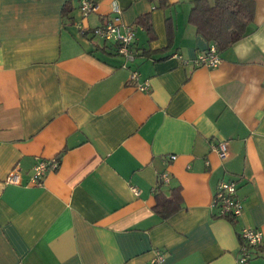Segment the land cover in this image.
Here are the masks:
<instances>
[{
	"label": "crops",
	"instance_id": "1",
	"mask_svg": "<svg viewBox=\"0 0 264 264\" xmlns=\"http://www.w3.org/2000/svg\"><path fill=\"white\" fill-rule=\"evenodd\" d=\"M93 1L83 18L81 0H0V264H150L155 249L164 264H239L244 227L264 235V0L219 67L195 62L213 45L190 21L195 0ZM114 3L132 61L78 27L105 25ZM229 179L236 220L214 206ZM174 190L164 218L156 195Z\"/></svg>",
	"mask_w": 264,
	"mask_h": 264
},
{
	"label": "built area",
	"instance_id": "2",
	"mask_svg": "<svg viewBox=\"0 0 264 264\" xmlns=\"http://www.w3.org/2000/svg\"><path fill=\"white\" fill-rule=\"evenodd\" d=\"M80 9L83 18H87L92 12L96 11L97 4L93 0H81ZM113 11L116 16L103 26L94 29L85 28L82 24L80 28L82 34L91 35L105 42H113L117 45V51L124 56L128 61L135 59L134 42L136 39V32L133 27H126L121 22V8L117 3L113 4ZM221 55L215 45H212L206 52L200 54L195 61L198 66L219 67L221 63ZM132 80H138L139 74L134 72L131 76ZM140 90H148L149 83L140 85ZM229 144L219 143L213 146V150L217 152L223 159L226 158ZM177 156H172L176 159ZM59 167V160L54 158L50 160H40L34 167L32 181L36 185H42L44 177L49 171L55 170ZM164 182L168 183L170 178L168 174L163 175ZM8 181L12 183L19 182V173L17 170L13 171ZM239 183L234 180L220 181L214 197V206L217 210V215L223 218L238 219L243 215V200L238 196ZM134 191L138 193L135 188ZM242 247L238 256L237 263L239 264H253L256 252L264 245V235L260 230L245 228L241 231ZM165 254L161 249H155L150 259V264H164Z\"/></svg>",
	"mask_w": 264,
	"mask_h": 264
},
{
	"label": "trees",
	"instance_id": "3",
	"mask_svg": "<svg viewBox=\"0 0 264 264\" xmlns=\"http://www.w3.org/2000/svg\"><path fill=\"white\" fill-rule=\"evenodd\" d=\"M255 16L253 0H195L190 21L222 53L245 38ZM156 198L155 209L164 218L181 207L180 196L175 190L171 196L159 191Z\"/></svg>",
	"mask_w": 264,
	"mask_h": 264
}]
</instances>
